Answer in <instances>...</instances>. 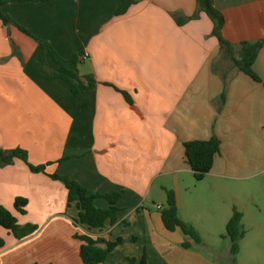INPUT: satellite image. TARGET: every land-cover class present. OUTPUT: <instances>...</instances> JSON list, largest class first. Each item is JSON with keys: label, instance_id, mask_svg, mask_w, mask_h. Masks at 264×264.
Returning a JSON list of instances; mask_svg holds the SVG:
<instances>
[{"label": "crops", "instance_id": "crops-1", "mask_svg": "<svg viewBox=\"0 0 264 264\" xmlns=\"http://www.w3.org/2000/svg\"><path fill=\"white\" fill-rule=\"evenodd\" d=\"M48 1L3 12L62 59H80L78 78L68 75L77 94L40 70L33 38L0 22V151L19 149L46 166L45 173L20 160L0 166V205L20 225L38 227L22 241L0 227V264H83L75 235L122 240L103 264H141L144 256L147 264H216L179 230L166 231L157 207H166L169 190L198 233L227 225L246 196L244 182L264 176V86L224 58L196 0H136L123 16L118 0ZM213 2L225 40L264 43V0ZM45 61L64 74L48 53ZM254 70L264 82V45ZM212 138L220 151L196 182L184 144ZM51 175L89 194L121 193L116 223L91 231L77 224L76 203ZM159 188L165 197H152ZM18 198L27 200L24 215ZM95 206L109 208L104 199Z\"/></svg>", "mask_w": 264, "mask_h": 264}, {"label": "trees", "instance_id": "trees-1", "mask_svg": "<svg viewBox=\"0 0 264 264\" xmlns=\"http://www.w3.org/2000/svg\"><path fill=\"white\" fill-rule=\"evenodd\" d=\"M46 3L48 0H0V22L4 26H14L27 36L33 38L40 46L38 55V66L40 70L48 77L61 78L69 83L73 94H77L76 82L68 77L73 75L78 78V64L80 59L73 57L70 60H64L52 49V47L39 39L33 37L28 31L16 24L8 15L3 12V7L12 3ZM136 0H118V8L116 16L125 15L129 8L136 4ZM198 10L206 14L213 23L212 35L218 40L221 54L228 60L238 71L242 72L254 82L262 84L263 80L254 70V64L258 58L260 50L263 48V41L258 42H243L238 45H233L222 36V28L224 26V17L214 6L213 0H196ZM198 18L196 14L193 19ZM186 20L178 21L179 25L184 24ZM48 53L54 63L58 65L64 74L56 73L48 67L45 61V54ZM87 87H93L95 81L90 76L85 78ZM128 99L127 95H125ZM185 160L190 167L196 182H201L210 173L215 156L220 151V142L216 138L208 141H191L184 144ZM15 160L22 161L30 171L34 173H45L46 166H34L29 160L27 153L16 149L12 151H0V166L13 164ZM52 179L60 181L64 184L68 192V204L76 203L79 209L78 219L76 223L87 227L89 231L94 229H103L105 223L110 221L111 225L117 221L116 215L119 212L117 207L118 201L121 199V193L112 194H89L88 191L79 183L58 175H51ZM165 190V189H164ZM167 196V204L165 208L160 210L162 224L166 231L175 232L179 230L184 236L193 240L194 243L200 244L201 237L198 232L190 225L184 223L180 216L176 196L174 192L165 190ZM104 199L108 202L109 208L106 210L99 209L95 206V200ZM27 200L16 199L14 207L18 213L24 215ZM243 214L234 208L233 214L226 225V232L222 236L223 239H229L231 242V252L237 255L239 252L238 241L245 236V232L241 229V221ZM125 225L127 223H124ZM0 227L7 230L18 241H22L38 231L35 225L22 226L18 223L17 218L0 205ZM74 238L82 244L80 246V258L83 264H103L109 254L122 243L121 239L115 242L107 241L103 238H94L89 235H75ZM0 246H4L0 240ZM183 248L189 249V243H183ZM141 264H147L145 256L142 258Z\"/></svg>", "mask_w": 264, "mask_h": 264}, {"label": "rangeland", "instance_id": "rangeland-1", "mask_svg": "<svg viewBox=\"0 0 264 264\" xmlns=\"http://www.w3.org/2000/svg\"><path fill=\"white\" fill-rule=\"evenodd\" d=\"M244 183L246 196L242 197L238 211L243 214L241 229L245 236L238 241V254L233 255L230 240L222 238L226 226L212 230L201 229L198 233L206 245L211 246L208 248L201 245L202 241L199 244L200 254L208 255L216 264H264V176H257ZM152 197H165V192L159 188ZM153 207L151 203L150 208Z\"/></svg>", "mask_w": 264, "mask_h": 264}, {"label": "built area", "instance_id": "built-area-1", "mask_svg": "<svg viewBox=\"0 0 264 264\" xmlns=\"http://www.w3.org/2000/svg\"><path fill=\"white\" fill-rule=\"evenodd\" d=\"M157 209H158V210H161V209H162V207H161V206H158V207H157Z\"/></svg>", "mask_w": 264, "mask_h": 264}]
</instances>
